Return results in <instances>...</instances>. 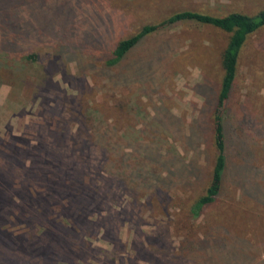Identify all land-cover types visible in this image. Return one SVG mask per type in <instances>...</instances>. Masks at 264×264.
Segmentation results:
<instances>
[{
    "label": "rangeland",
    "instance_id": "1",
    "mask_svg": "<svg viewBox=\"0 0 264 264\" xmlns=\"http://www.w3.org/2000/svg\"><path fill=\"white\" fill-rule=\"evenodd\" d=\"M261 8L264 0H0V170L20 184L22 166L8 160L26 150L20 162L33 169V184L54 189L74 183L64 167L89 160L83 182L121 178L114 209L133 203L137 229L118 219L116 246L101 223L78 231L86 248L76 264H149L142 258L156 255L160 264H264V27L241 46L218 193L195 218L187 209L215 153L229 34L176 22L143 36L115 65L103 62L114 41L172 12ZM6 226L27 236L20 224ZM18 254L0 246V264H30ZM41 256L32 258L59 263Z\"/></svg>",
    "mask_w": 264,
    "mask_h": 264
},
{
    "label": "trees",
    "instance_id": "2",
    "mask_svg": "<svg viewBox=\"0 0 264 264\" xmlns=\"http://www.w3.org/2000/svg\"><path fill=\"white\" fill-rule=\"evenodd\" d=\"M181 21L211 25L229 34L220 53L222 74L218 87V100L221 109L214 116L213 146L215 153L210 170L206 174V181L202 186V193L192 199L187 209V215L195 218L200 215L205 206L215 199L218 193L225 166V148L229 140V134L225 130L227 122L224 115L225 106L232 91L241 46L247 35L264 27V8L253 14L230 11L217 15L187 9L172 12L160 24H143L132 34L114 41L110 46L109 53L103 58L104 64L115 65L143 36L161 26ZM29 56L32 57V54ZM24 151L26 150H21L20 153L19 150L20 158L12 156L8 160L9 164H16V162L21 164L23 171L20 174V184L10 183L11 174H8L5 168L0 170V246L9 249L10 255L15 256L20 253L27 256L30 259L27 261L26 258H23V261L30 264H41L39 258L36 262L32 258L34 255L40 254L48 262L50 260L54 263L59 262L58 264H76V252L86 248V241L82 236H79V230L90 229L92 224L101 223V226L105 228V236L109 237L113 246H116L121 240L110 233L117 234L115 229L118 227V219L127 221L135 230L137 229L138 221H136L131 200L122 205L120 210H115L113 206L112 200L118 197L117 193L124 187L123 179L120 178L116 184L107 185H103L104 181L100 180L83 182L85 176L91 172L87 169L89 160H86L83 167L78 164L74 168L64 167L63 179L69 177L67 173L69 171L74 183L53 184L54 189H49L50 185H47L43 190H41L42 188L37 189L33 184V169L25 167L21 163ZM35 161L32 160V162ZM30 180H32V184L25 185ZM117 203L116 201L115 204L117 205ZM102 209L106 211L104 216L101 214L93 216L94 213H99ZM7 224H20L15 229L26 232L27 236L24 237L23 233L11 231L13 229H9ZM112 228L114 231H111ZM47 235L49 237L46 238ZM142 243H146L148 247L151 246L150 240H143ZM58 249L62 251L61 254H57ZM54 254L60 256H54ZM141 255L144 254L141 253ZM4 258L5 256L1 255L0 262ZM60 259H62V263H60ZM142 259L149 264H160L161 257L156 255L150 260ZM122 263L120 261V264Z\"/></svg>",
    "mask_w": 264,
    "mask_h": 264
}]
</instances>
